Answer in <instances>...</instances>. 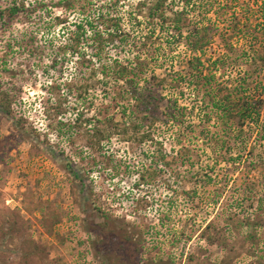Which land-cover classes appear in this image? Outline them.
Masks as SVG:
<instances>
[{
	"label": "rangeland",
	"instance_id": "374dc122",
	"mask_svg": "<svg viewBox=\"0 0 264 264\" xmlns=\"http://www.w3.org/2000/svg\"><path fill=\"white\" fill-rule=\"evenodd\" d=\"M115 1L127 30L154 40L144 79L157 83L154 74L170 79L184 71L190 49L173 37V25L162 29L160 21L139 14L142 0H77L76 8ZM195 1L192 18L216 28L203 58L226 60L217 76L232 75L237 84L249 73L252 85L264 82L260 63L249 67L244 61L255 40L246 33L259 40L263 33L264 0ZM28 4L32 8L36 2ZM38 7L0 22V264H264V140L257 141L254 132L248 144L253 153L245 150L234 160L235 145L227 154L230 163L256 160L259 165L250 171L219 161L220 148L199 131L181 139L177 127L161 119L144 123L141 132L153 130V137L139 142L129 109L124 115L123 106L106 107L100 71L99 77H88V66L70 52L62 65L51 67L64 38L63 25L50 19L58 14L76 20L78 11L54 7L50 14L48 6ZM182 8L168 0L166 15ZM208 9L204 18L197 13ZM235 20L246 30L235 33ZM116 46H108L113 56L137 52L129 46L116 52ZM85 52L92 58L90 47ZM238 55L243 58L232 64ZM92 82L96 87L79 96L77 85ZM162 86L157 116L168 100L179 98L187 106L184 125L198 123L205 107L193 86L183 85V95L168 80ZM7 97L10 113L1 107ZM250 127L255 131L254 125L246 130ZM96 129L112 134L101 149L90 144ZM257 215L260 227L253 237L254 226L245 222Z\"/></svg>",
	"mask_w": 264,
	"mask_h": 264
},
{
	"label": "trees",
	"instance_id": "16d2710c",
	"mask_svg": "<svg viewBox=\"0 0 264 264\" xmlns=\"http://www.w3.org/2000/svg\"><path fill=\"white\" fill-rule=\"evenodd\" d=\"M29 1H35L36 4H33L32 8H30ZM167 1L142 0L138 4V12L139 14H144L148 21H160L159 26L162 29H165L166 25H173L176 30V34H173V37H177L178 42L183 40L190 49L191 54L186 60L185 70L171 74L170 79H159L154 74L152 79L154 81L158 80L157 83H151V79L149 81L144 79V74L151 66L148 59L152 55L154 40L152 36L138 37L133 31L127 30L116 1L111 3L110 6H103L102 4L96 6L93 2H88V4H81L79 8H76L77 0H5L6 5H0V22H3V19L7 16L14 18L21 13H29L33 8H41L38 5L48 6L45 9L46 12L49 9L50 14L54 13V7L65 8L70 13L78 11L77 14L79 16L76 20H72L69 17H61L58 14H55L50 19L53 24L63 25L61 27L64 38L57 55L52 58V68L56 69L60 64L62 65L67 53L70 52L78 57L81 65L88 66V70H85L89 72L88 77H97L100 71L101 78L98 79L103 81L105 87V96L108 100L106 107L123 106L122 113L124 115L127 113L126 108L129 109V117L132 120L130 125L134 127L136 134L138 133L139 142H144L153 137V130L146 129L141 132L142 126L145 127L144 123L146 121L155 123V121L161 119L170 126H176L178 137H181V139L188 133L199 131V135L204 137L206 142L209 141L210 145L217 144L220 148L221 152L219 153L223 160L219 161H225L229 165H241L244 163L243 161L230 163L229 159L231 158H227V154L230 155L232 150L235 149L233 147L235 145L238 156L234 160H240V155L241 153L244 154L243 151L245 150H248V153H253V146L248 148V144L254 132L256 133L255 138H257V141L264 140V82L262 80L258 83L255 81L254 85H252L249 82V73L246 78L244 77L237 84H233L232 75L228 79H224L222 74H220L222 75L221 77L217 76V69L221 68L223 70L225 66V57L220 56L212 62L203 58L205 48L211 43L213 34L216 31L215 25L209 23L201 24L202 26H200L199 23L202 21L192 18L191 15L196 13L195 0H173L183 5L181 10L172 12L173 16L166 15L165 5ZM209 9L205 12L199 10L197 13L204 18L207 16ZM190 25L193 26L190 27ZM188 26L190 27V32L184 35V28ZM231 27L235 33L238 32L240 34L243 30H246L245 27L247 26L243 25L240 28L235 20ZM262 32L260 40L252 32L248 31L246 33V36L250 35L249 38L255 40L250 41V51L249 53H244V61L249 67L258 66L257 63L259 62L261 70H264V27ZM230 41H225L224 43L226 47L232 48L230 51H233ZM84 43L86 46H84ZM111 45H117L116 47L119 50H116V52H122L128 46L137 52L134 56L129 57L113 56L111 50L108 49V46ZM88 47L92 51L91 59L86 57L85 49ZM139 51H145L146 56L141 57ZM238 56L231 62L232 64L238 63L240 57L243 58L242 55ZM94 57L99 61L98 64L94 63ZM206 61L209 63L206 64ZM232 64L230 66L233 69L234 66ZM81 73L83 74V72ZM81 77L84 79L85 74ZM143 80L145 84H142ZM167 80L171 87L181 89L179 92L181 95L184 94L182 91L183 85L193 86L197 92L195 93L196 96L202 100L205 107L198 123L194 122L187 126L184 125L186 118L184 110H186L187 106H181L179 98L168 100V103H165L161 117L157 116L159 108L164 103L163 96L159 94L157 89L158 87H163V83L167 82ZM91 87H96V83L79 84L76 90L80 91L78 95L81 96L83 92L88 93ZM122 101L127 102L123 103ZM10 102L11 100L8 97L1 101V107L6 113L11 111ZM212 120H215L214 124H210ZM247 125H254L255 131L251 127L249 129L250 132L247 131ZM213 126L218 127V129L212 130ZM125 131H128V129L125 128ZM110 135H112L111 132L105 134L103 130L96 129L90 138L91 146L101 149L102 141ZM222 149H224V152H222ZM257 163L256 160H252L249 165H243L249 168L250 171L259 165ZM76 177L80 179L84 186V180L77 174ZM257 218L258 215L255 218L248 217L245 222V225L246 223H251L254 226V232L250 234L253 237H256L255 230L260 227V221ZM4 224H6V220L3 222L1 230ZM26 257L29 258L30 254H26Z\"/></svg>",
	"mask_w": 264,
	"mask_h": 264
}]
</instances>
